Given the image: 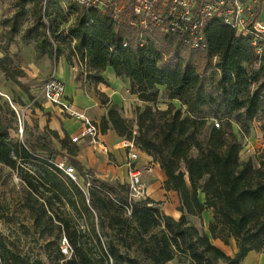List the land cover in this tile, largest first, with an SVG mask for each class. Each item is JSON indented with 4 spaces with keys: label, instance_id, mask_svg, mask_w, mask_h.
<instances>
[{
    "label": "trees",
    "instance_id": "trees-1",
    "mask_svg": "<svg viewBox=\"0 0 264 264\" xmlns=\"http://www.w3.org/2000/svg\"><path fill=\"white\" fill-rule=\"evenodd\" d=\"M69 2L63 8L58 0H17L0 45V71L26 89L16 78L24 72L8 46L31 3L32 23L21 39L32 43L37 54L54 59L68 47L85 65L91 82H105L104 71L111 67L115 76L129 80V91L144 102L154 103L164 87L166 97L177 100L183 110L172 105L164 110L149 104L137 107L134 132L115 108L108 107L99 126L101 132L112 128L132 140L159 164L163 188L178 194L180 216L164 214L148 197L133 203L127 215V184L100 180L91 170V185L84 191L78 176L75 181L54 164L53 150L39 155L24 142L11 140L16 114L5 102L0 104V163L15 170L27 186L24 205L38 237L48 236L44 251L49 263L21 254L0 233V264H166L172 259L239 264L249 251H262L264 159L255 167L252 159L240 158L241 144L232 124L245 134L253 120L264 116V49L257 55L247 37L216 17L205 27V46L190 48L179 35L156 27L141 32L130 24V10L115 14ZM70 13L72 21L62 26ZM209 118L219 125L213 122L200 138ZM50 133L57 138L56 132ZM58 141L68 154L76 153L67 137ZM27 161L36 165L25 169ZM206 209L212 211L208 233L187 218L200 217ZM62 236L71 247L69 256L59 249ZM211 238L224 244L233 238L236 252L225 254ZM133 244L140 253L134 257L127 252Z\"/></svg>",
    "mask_w": 264,
    "mask_h": 264
},
{
    "label": "rangeland",
    "instance_id": "rangeland-1",
    "mask_svg": "<svg viewBox=\"0 0 264 264\" xmlns=\"http://www.w3.org/2000/svg\"><path fill=\"white\" fill-rule=\"evenodd\" d=\"M58 2L63 8L70 3L69 0H58ZM17 8V0H0V45L4 43ZM32 15V4L27 3L25 12L18 22V31L14 34L11 44L8 46L10 54L14 55L15 64L24 72L23 75L17 76L16 78L25 84L26 90H31L30 95L24 90L25 88L23 89L13 80L6 79L3 72L0 71V90L8 93V95H0V104L7 102L10 107H12V104L16 108L15 114H18L13 119V128L9 132V137L11 140L24 142L32 150L36 148L34 151L39 155L47 156V151L53 150L55 152L54 162H63L65 165L75 166L79 170L80 177L78 182L82 189L86 191L84 183L88 178L86 174L89 175L88 169L79 166V162L73 156H62V153L55 150V147L60 145L57 139L50 138L49 133L44 131V129L39 133L37 128L33 129L35 133L31 131V137L22 136V131L24 133L29 132L27 126H25L26 120L24 112L27 114L25 109L28 107L31 108L34 104H40L45 100L41 95V88L49 75L55 73L57 77L63 80L69 96L72 97V94L78 91L97 99L99 107L104 110V114L108 107L115 108L126 119L134 132L136 128L135 110L137 107L142 110L146 104H149L153 108L164 110L169 105H172L175 108H181L183 110L184 106H181L177 100L168 99L163 91L164 87H160V93L156 101L150 103L138 99L136 94L129 91V80L125 77L115 76L111 81L106 80L103 84L91 82L85 75V65L79 62L75 55L70 53L68 47L65 48L62 55L54 59H50L46 55L37 54L32 43H25L21 39L24 30L32 23ZM73 17L74 15L72 13L68 14V20L62 26L70 23ZM0 56H2L1 50ZM32 98H34V102L31 101ZM18 102L22 103V108L18 107ZM0 115L3 116L1 109ZM203 115L208 116V113L205 111ZM216 121L219 123L218 120ZM213 122L215 120L213 121L212 118L208 119L206 126L201 130L200 138H204L209 126ZM232 130L237 134L241 144L239 150L240 158L252 159L254 166L257 167L258 160L264 159V116L253 120L250 124L249 131L245 134L242 133L239 125L236 123L232 124ZM120 138L122 140L125 139V137ZM108 155L109 153L107 152L106 156ZM31 165L35 166L36 163L27 161L24 165L25 169H29ZM113 184L124 185L126 182H114ZM26 190L27 186L17 172L0 163V233L9 240L10 247L20 251L21 254L39 257L45 263H49L47 253L44 251L45 240L48 236L46 238L38 237V234L34 231V224L30 212L24 205ZM200 197H202L201 193ZM151 200L160 208L161 201ZM168 202L171 205L169 207L171 211L174 209L179 211L180 201L177 204V200L173 198L172 200H168ZM187 218L189 223L192 224V222H197L199 217L187 214ZM101 238L102 240L106 239L105 236ZM120 249L123 252L125 251L121 245ZM127 252L133 257L140 254L134 244L127 249ZM259 252H264V245L263 250ZM176 263L187 264L185 261Z\"/></svg>",
    "mask_w": 264,
    "mask_h": 264
},
{
    "label": "built area",
    "instance_id": "built-area-1",
    "mask_svg": "<svg viewBox=\"0 0 264 264\" xmlns=\"http://www.w3.org/2000/svg\"><path fill=\"white\" fill-rule=\"evenodd\" d=\"M69 1L85 8H96L101 11L111 9L115 14L130 10L134 15L130 24L139 28L141 32L156 27L165 33L179 35L183 44L190 48H203L205 46V27L211 18L216 17L221 19L223 24L233 28L237 34L247 37L257 55H260L264 49V21L256 16L259 0ZM41 95L48 102L57 105L61 111L79 119L82 124L80 135L88 138L103 152L107 151V147L98 141L101 132L99 124L65 98V84L55 73L49 75L44 81ZM11 106L16 111L12 104ZM214 125H219L216 120ZM121 144L128 148L125 160L128 177L125 212L129 215L132 204L147 197V184L142 178L141 169L137 166V152L133 141L124 139ZM54 164L67 176L77 180V174L72 166L65 165L63 162H54ZM86 176L88 178L84 184L85 188L91 185L90 175ZM77 184L79 185L78 182ZM79 187L81 186L79 185ZM59 249L67 256L71 254V247L64 236L59 240Z\"/></svg>",
    "mask_w": 264,
    "mask_h": 264
},
{
    "label": "crops",
    "instance_id": "crops-1",
    "mask_svg": "<svg viewBox=\"0 0 264 264\" xmlns=\"http://www.w3.org/2000/svg\"><path fill=\"white\" fill-rule=\"evenodd\" d=\"M256 16L264 21V0H259ZM104 76L107 81H111L115 77L111 67H107L105 69ZM105 82H99V84H103ZM22 88L24 89V87ZM24 90L28 95H30L31 90ZM5 94L8 95V93L0 90V95ZM65 98L69 100L76 108L84 111V113L89 118L99 124L101 117L104 115V110L99 107L97 99L89 95H84L82 92L78 91H75L71 97L67 94L66 87ZM33 99L34 98H32L31 101L34 102ZM18 107L22 108V103L18 102ZM25 111L27 113L25 114L24 112V117L26 120L25 126H27L29 132L24 133L22 131V136L25 135V137H31V131L34 132L33 129L37 128L39 133L43 129L44 131H47L50 138H55L58 140V138L67 137L71 141V144L73 143L76 146L77 150L74 155H70L64 148L61 147V144L59 143L60 145L56 146L55 150H58L59 153H62V156H73L75 160L79 162V166H83L88 170H91L92 173L100 180L107 181L112 184L114 182L123 183L124 181L127 183L128 177L125 167V160L127 157L128 148L122 146V139L114 131V129L107 128L105 132H100V136L98 138L99 143L107 147V152L109 155L106 156L107 152H103L100 148L90 142L88 138L82 137L80 135L82 127L81 121L61 111L57 105H54L47 100H43V102L40 104H34L31 108H26ZM51 131L56 132L57 138L50 133ZM135 151L137 152V166L141 169L142 178L147 184V197H150L155 201H161L160 210L163 211L164 214H167L174 219H178L180 212L177 211V209L171 211L169 209L171 205H169L168 202V200L175 198L177 200L176 203L178 204V194L175 191H167L163 188L165 175L160 169L159 164L154 161L151 156L142 152L137 147H135ZM72 167L74 168L77 176L80 177L79 170L75 166ZM211 220L212 211L210 209H206L201 213V216L197 219V222H192V224L200 231H205L208 233L207 227ZM211 242L221 249L225 254L230 256H233L237 250L236 243L233 238L229 239L227 244H224L218 238L211 239ZM184 261L188 264V260ZM176 262H178L177 259H172L167 261L166 264H179ZM239 264H264V252L249 251L239 262Z\"/></svg>",
    "mask_w": 264,
    "mask_h": 264
}]
</instances>
